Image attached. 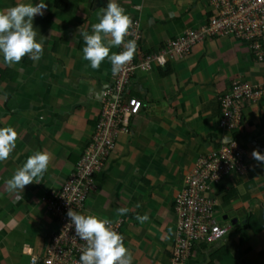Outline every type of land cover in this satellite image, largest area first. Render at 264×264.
<instances>
[{
	"label": "crops",
	"instance_id": "1",
	"mask_svg": "<svg viewBox=\"0 0 264 264\" xmlns=\"http://www.w3.org/2000/svg\"><path fill=\"white\" fill-rule=\"evenodd\" d=\"M40 2L0 0V11ZM44 2V15L33 21L37 39L43 36V56L38 61L26 56L10 67L0 55V127H14L19 134L9 158L0 161V264H19L23 256L30 263L44 252L47 235L56 228L44 210L45 197L72 173L93 134L102 90L111 82V62L105 59L93 70L83 58L80 35L91 33L109 0ZM116 2L140 21L144 51L201 25L210 12L206 0ZM263 76L264 66L247 44L231 37L205 38L187 58L134 76L127 92L143 107L129 132L119 135L82 213L125 218L124 244L132 264H171L178 225L174 200L196 158L231 136L244 146L248 170L214 185L216 214L230 233L223 242L194 249L188 264H264V165L251 156L254 149L264 153V96L246 103L237 132H223L218 124V98L231 82L241 78L253 84ZM36 151L51 154L43 180L10 191L7 181ZM120 207L128 208L127 214L120 216ZM137 214L150 219L141 224Z\"/></svg>",
	"mask_w": 264,
	"mask_h": 264
},
{
	"label": "built area",
	"instance_id": "2",
	"mask_svg": "<svg viewBox=\"0 0 264 264\" xmlns=\"http://www.w3.org/2000/svg\"><path fill=\"white\" fill-rule=\"evenodd\" d=\"M209 15L197 27H188L180 36L171 38L161 48L144 51L140 21L133 20L125 41L136 40L133 60L102 90L100 111L93 134L72 173L58 189L49 190L45 209L56 228L46 238L44 252L32 256L29 264H80L79 257L86 242L69 226V208L83 213L88 196L97 189L96 177L106 168L121 133H128L131 119L143 107L141 99L127 89L140 71H160L171 59L188 57L193 46L205 38L231 37L245 42L253 59L264 66V0H206ZM121 46L118 53L123 51ZM112 69V68H111ZM264 96L262 81L250 83L234 80L227 92L219 96L218 124L223 132L235 133L241 128L246 103ZM246 150L237 137L231 136L205 154L199 155L185 177V186L174 200L178 217L171 264H188L196 248L213 246L230 233L216 214L214 185L233 175L247 172ZM112 227L123 236L125 218L111 220Z\"/></svg>",
	"mask_w": 264,
	"mask_h": 264
},
{
	"label": "clouds",
	"instance_id": "3",
	"mask_svg": "<svg viewBox=\"0 0 264 264\" xmlns=\"http://www.w3.org/2000/svg\"><path fill=\"white\" fill-rule=\"evenodd\" d=\"M48 5L40 3H19L0 11V55L8 66H14L28 56L38 61L44 52L43 36L37 39L38 32L33 21L37 15H44ZM98 21L91 26V33H80L83 42V58L90 62L93 70L100 68L107 59L112 65V75H118L128 65L137 52L136 40L125 41L133 20L116 0H109L107 7L98 12ZM123 47L119 53L112 52L113 47ZM96 124V123H95ZM19 134L14 127H0V161H5L16 148ZM252 158L264 165V153L254 149ZM51 154L46 151H36L7 181L10 191L24 190L33 182L40 183L47 171ZM118 214L123 216L129 211L120 207ZM70 224L75 226L76 236L86 242L79 257L80 264H132L133 255L124 244V237L112 227L110 219L96 215H84L72 208L67 212ZM141 223L147 222L148 214H137Z\"/></svg>",
	"mask_w": 264,
	"mask_h": 264
},
{
	"label": "rangeland",
	"instance_id": "4",
	"mask_svg": "<svg viewBox=\"0 0 264 264\" xmlns=\"http://www.w3.org/2000/svg\"><path fill=\"white\" fill-rule=\"evenodd\" d=\"M236 80H240V81H246V80H243V79H241V78H239V79H235V81ZM234 81V80H233ZM99 113V112H98ZM98 113H97V115H98ZM246 158V157H245ZM43 207H44V210L46 211V209H45V206L43 205ZM233 215H229V217H232ZM219 221H220V219H219ZM19 264H29V257H27V256H23V257H21L20 259H19V262H18Z\"/></svg>",
	"mask_w": 264,
	"mask_h": 264
},
{
	"label": "trees",
	"instance_id": "5",
	"mask_svg": "<svg viewBox=\"0 0 264 264\" xmlns=\"http://www.w3.org/2000/svg\"><path fill=\"white\" fill-rule=\"evenodd\" d=\"M3 77V76H2Z\"/></svg>",
	"mask_w": 264,
	"mask_h": 264
}]
</instances>
